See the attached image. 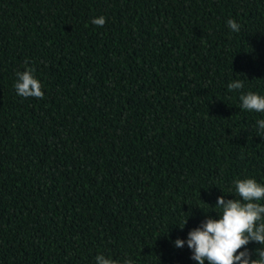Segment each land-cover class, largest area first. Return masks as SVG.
<instances>
[{
    "label": "trees",
    "instance_id": "16d2710c",
    "mask_svg": "<svg viewBox=\"0 0 264 264\" xmlns=\"http://www.w3.org/2000/svg\"><path fill=\"white\" fill-rule=\"evenodd\" d=\"M26 68L42 99L17 95ZM248 91L264 0H0V264H196L175 239L264 183Z\"/></svg>",
    "mask_w": 264,
    "mask_h": 264
},
{
    "label": "clouds",
    "instance_id": "9594fccd",
    "mask_svg": "<svg viewBox=\"0 0 264 264\" xmlns=\"http://www.w3.org/2000/svg\"><path fill=\"white\" fill-rule=\"evenodd\" d=\"M94 25L102 27L106 23L104 16L93 17ZM232 32H239L240 25L234 19L227 20ZM34 69L26 68L16 72L14 88L18 96L42 99V84L34 75ZM245 87L243 80L228 83L229 92ZM240 108L244 111L264 113V95L248 91L239 96ZM258 135L264 133V119L255 122ZM234 198L224 195L216 198L215 216H206L199 226L188 231L186 238L175 239L174 246L187 248L196 264H264V183L255 177L234 178L228 189ZM224 193V192H223ZM209 205V204H208ZM188 218L177 226L183 230ZM251 243L259 246L253 250ZM255 257V258H254ZM95 264H135L126 257L113 259L100 253L95 256Z\"/></svg>",
    "mask_w": 264,
    "mask_h": 264
}]
</instances>
